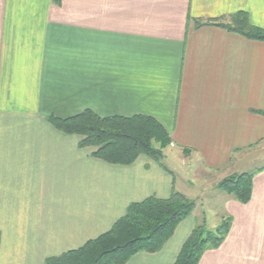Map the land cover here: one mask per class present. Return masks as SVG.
Here are the masks:
<instances>
[{
  "label": "crops",
  "instance_id": "crops-1",
  "mask_svg": "<svg viewBox=\"0 0 264 264\" xmlns=\"http://www.w3.org/2000/svg\"><path fill=\"white\" fill-rule=\"evenodd\" d=\"M241 11L264 28V0H0V264H44L110 230L131 203L174 191L193 213L159 251L125 264H174L202 214L210 228L233 221L199 264H264V169L247 203L215 194L207 213L191 175L264 165V41L195 24ZM86 109L156 118L173 138L165 167L146 155L108 163L48 120ZM251 151L261 157L244 164Z\"/></svg>",
  "mask_w": 264,
  "mask_h": 264
},
{
  "label": "trees",
  "instance_id": "trees-1",
  "mask_svg": "<svg viewBox=\"0 0 264 264\" xmlns=\"http://www.w3.org/2000/svg\"><path fill=\"white\" fill-rule=\"evenodd\" d=\"M195 24L197 27L214 24L248 39L264 41V28L253 25L243 11L230 16L229 22L225 18L196 19ZM48 120L60 131L80 135V145L92 148L93 156L116 165L132 164L139 156L146 155L164 166V149L173 143L169 131L149 115L101 116L86 109L67 118L51 115ZM262 169L264 165L251 172L225 177L218 188L247 203L252 196L254 176ZM195 208V201L178 191L168 198L150 196L133 202L110 230L79 248L47 258L44 264H125L137 253L159 251ZM232 221L227 215L213 229L205 220L197 222L174 264H199L206 251L218 248L225 241Z\"/></svg>",
  "mask_w": 264,
  "mask_h": 264
},
{
  "label": "rangeland",
  "instance_id": "rangeland-1",
  "mask_svg": "<svg viewBox=\"0 0 264 264\" xmlns=\"http://www.w3.org/2000/svg\"><path fill=\"white\" fill-rule=\"evenodd\" d=\"M226 21L229 22L230 18H228ZM168 147H170V145ZM167 148L164 149V153H165ZM183 152H184V155L186 157H190L189 156V154H190L189 151H183ZM251 152H253V153L246 154V155L242 156L241 161L244 164L247 163V162H250L252 159H254L256 157H261V155H259V154L257 155L254 151H251ZM252 161H254V160H252ZM188 166H190V163H188ZM246 172H251V171H246ZM246 172H243V173H246ZM232 174H235V173H232ZM232 174H230V175H232ZM191 175H192V179H196L197 183L199 184V185H197L196 190H201V189L203 190L202 194L200 195V200L203 201L202 204L204 206V211L207 213L206 210L214 209V207H213L214 206V202L211 199L216 198L215 194H226V193H223L222 191H220L219 188H218L219 182L222 179H224L225 177L218 179L217 175L214 176V175H212L211 173H209L208 171H205V170H202V171L201 170H196L194 173H191ZM230 175H228V176H230ZM188 176L189 175H187V177ZM228 176H226V177H228ZM206 188H208V189L206 190ZM204 190H206V191H204ZM226 216L227 215H224V216L218 218V222H217V224H216V226L214 228H216L219 225V223ZM205 219H206V215L202 214V218H200L199 220L201 222V221H203ZM206 223H207V221H206ZM211 229H213V228H211Z\"/></svg>",
  "mask_w": 264,
  "mask_h": 264
}]
</instances>
